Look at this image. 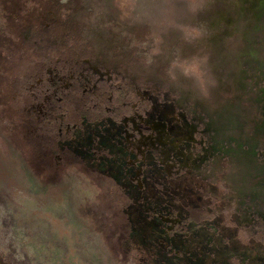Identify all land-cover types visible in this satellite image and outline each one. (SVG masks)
<instances>
[{
  "label": "rangeland",
  "instance_id": "374dc122",
  "mask_svg": "<svg viewBox=\"0 0 264 264\" xmlns=\"http://www.w3.org/2000/svg\"><path fill=\"white\" fill-rule=\"evenodd\" d=\"M255 201L264 0H0V264H264Z\"/></svg>",
  "mask_w": 264,
  "mask_h": 264
},
{
  "label": "flooded vegetation",
  "instance_id": "af4514ba",
  "mask_svg": "<svg viewBox=\"0 0 264 264\" xmlns=\"http://www.w3.org/2000/svg\"><path fill=\"white\" fill-rule=\"evenodd\" d=\"M129 118H127V119H125V121H124V124L125 123H127V122H129ZM133 120V123L135 124V126H138V124L136 123V121H135V119L133 118L132 119ZM86 122V124L85 125H87V123H88V121H85ZM162 122V121H161ZM163 123V122H162ZM164 124V123H163ZM181 127V126H180ZM151 128L152 129H154V130H157V133H158V142L160 143V145H161V148H163V151H165L166 153H167V156H169V154L171 153V152H176L177 154H179L178 156L179 157H181V159L182 160H180L179 161V164L180 165H187L186 164V161L184 160L183 161V157H184V150L181 148V144H182V142H183V140H184V138L185 137H187V139H185V142L186 141H188L189 139H188V137H191V135H192V133L190 132V130L189 129H185L184 131H183V135L182 136H179V138H177V140H171V137L170 136H168V133H166V132H164L165 131V128H166V126H164V125H160V126H157L155 123H152L151 124ZM78 129V126H76V125H74V129H73V133L74 134H79L80 136H83L82 135V133H83V130H82V128H80L79 130H77ZM139 129V128H138ZM91 131H89V133H90ZM166 133V134H165ZM142 137H143V139H145V141H147L145 144H147L148 142H149V140L153 137V139L152 140H154L156 137H154L153 135H151V134H145V133H142ZM164 135V136H163ZM77 140L78 139H75L72 143L73 144H76V143H86V141H84L83 139H79L78 140V142H77ZM150 143V142H149ZM149 145H151V146H153L154 148H158L159 146L157 145V143L154 141H152ZM90 149H92V148H90ZM195 148H193L192 150L193 151H195L194 150ZM173 150V151H172ZM191 150V149H190ZM90 155L88 156V157H86V160L87 161H89V162H96V161H98V158H96V159H93V157L95 158V156H93V152H91V153H89ZM204 155V157H201L200 158V161H198V162H204L205 161V159L208 157V155L207 154H203ZM114 159H116V158H114ZM170 163L172 164L173 162H172V159H174L173 158V156H170ZM118 160V159H117ZM126 161H125V164H124V166L123 167H121V169H120V167H117V166H119V163L116 161V162H114L113 160H111L114 164H115V166H114V164H112V162L111 161H108L109 163L111 162V164H108V163H105L104 164V166L105 167H107L108 168V170H110V172L111 173H116L117 175H119V177H118V181H120V180H122L123 181V183H124V186H127L128 188H129V190L130 191H136L135 190V186H136V184L138 185L137 186V188H138V190H139V192H140V187H141V185L140 184H142L141 183V180L140 181H138V179L136 180V177H138V175H140V169H137V168H134L133 166H134V164H135V160H132V161H129V157H127L126 159H125ZM175 161V160H174ZM185 162V163H184ZM98 164H100V166L99 167H101V166H103V163L101 162V163H99V162H97ZM177 163V162H176ZM201 163H196V162H194V168H195V170L197 169H199V167H200V165H201ZM173 164H175V163H173ZM90 165H92V164H90ZM133 165V166H132ZM120 170H121V173H119L120 172ZM120 176L122 177L123 176V178L121 179L120 178ZM90 185H91V183H89ZM90 185H88V186H90ZM133 187V188H132ZM85 189H93V196H91V197H94V195H95V192H96V188L95 187H93L92 185L90 186V187H88V188H84V190ZM83 190V191H84ZM256 195L254 196V198L256 199ZM84 198H86V197H84ZM264 204H262V202H260V203H258V201H255L254 202V205H252V206H250L251 207V209L253 210V215L251 216L252 217V219H253V222L254 221H259L260 219H264V206H263ZM216 229H218L217 227H216ZM215 229V230H216Z\"/></svg>",
  "mask_w": 264,
  "mask_h": 264
},
{
  "label": "bare ground",
  "instance_id": "6f19581e",
  "mask_svg": "<svg viewBox=\"0 0 264 264\" xmlns=\"http://www.w3.org/2000/svg\"><path fill=\"white\" fill-rule=\"evenodd\" d=\"M17 189V188H16ZM19 189V188H18ZM21 189V188H20ZM14 190V189H13ZM17 192V191H16ZM93 189H85L83 192V194H81V198L83 199L84 197H87L89 195V197L93 196ZM73 193V192H72ZM75 193V192H74ZM15 196V195H14ZM22 205V204H21Z\"/></svg>",
  "mask_w": 264,
  "mask_h": 264
}]
</instances>
